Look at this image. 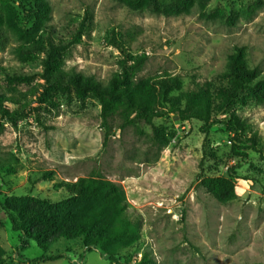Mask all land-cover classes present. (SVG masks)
<instances>
[{"label":"rangeland","instance_id":"rangeland-1","mask_svg":"<svg viewBox=\"0 0 264 264\" xmlns=\"http://www.w3.org/2000/svg\"><path fill=\"white\" fill-rule=\"evenodd\" d=\"M155 1L157 7L149 0H48L50 17L34 39L46 48L66 44L59 67L103 83L143 56L132 81L174 78V95L222 84L236 48L264 75V0H192L185 11L181 0ZM175 4L180 12L171 10ZM0 12V105L24 114L15 121L0 116V264H113L80 237L41 249L12 229L10 215L18 222L20 216L2 206L18 198L65 201L78 177L88 175L125 192L139 242L121 254L147 250L156 264H264V99L242 90L229 107L258 139L239 155L223 126L205 135L202 122L173 112L125 126L116 114L107 131L94 98L60 94L45 82L46 50L15 53L22 41L14 29L27 25L25 17L5 4ZM153 126L164 131L166 145ZM213 175L231 178L237 197L214 198L201 182Z\"/></svg>","mask_w":264,"mask_h":264},{"label":"trees","instance_id":"trees-1","mask_svg":"<svg viewBox=\"0 0 264 264\" xmlns=\"http://www.w3.org/2000/svg\"><path fill=\"white\" fill-rule=\"evenodd\" d=\"M149 2L157 7V1ZM180 3L185 11L191 6L192 0H181ZM0 4L9 6L17 17L22 13L27 23L24 27L14 29L18 40L22 41L21 45L15 47V53L21 56L31 50H46V56L42 59V78L45 82L60 94L73 93L80 99L87 95L94 98L100 105V116L107 131L116 114L122 119V126H125L136 120L152 124L154 117L173 112L180 120L196 119L202 122L200 130L205 135L213 125L223 126L232 135L231 150L235 155L243 154L242 148L256 146V133H248L250 129L245 119L235 111H229L242 90H247L259 101L264 99V75L259 74L257 67L248 65L241 48L228 54L222 72L224 82L213 88L207 83L196 84L174 95L172 91L180 89L177 79L159 76L151 80L132 81V69L139 66L143 56L135 58L133 65L125 67L121 73L103 83L91 76L67 73L59 67L66 44L48 43L46 48L39 39H34L50 17L48 0H0ZM178 5H173L171 10L180 12ZM79 33L78 30L75 36L78 37ZM160 106L165 109H159ZM0 116L10 121L17 120V117L24 118L20 110H10L1 105ZM153 135L163 145L169 140L164 131L155 126ZM201 182L219 201H231L237 197L231 178L213 175L204 177ZM70 190L72 197L61 202L47 203L43 200L18 198L2 204L5 210H12L20 216L18 222L10 215L12 229L21 231L44 250L50 242L60 237H80L84 247H97L113 264H156L153 255L147 250L138 252L137 249L128 255L120 253L121 249L139 242L138 229L128 214L122 187L98 176L88 175L78 177ZM76 204H85L86 207L77 210ZM3 252L0 246V261ZM57 257L60 256L55 255L54 258Z\"/></svg>","mask_w":264,"mask_h":264}]
</instances>
